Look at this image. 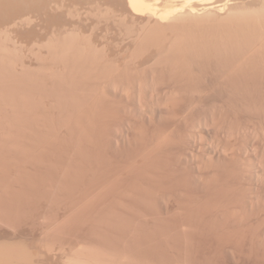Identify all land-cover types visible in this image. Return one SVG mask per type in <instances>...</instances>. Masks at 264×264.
Here are the masks:
<instances>
[{
  "label": "rangeland",
  "instance_id": "374dc122",
  "mask_svg": "<svg viewBox=\"0 0 264 264\" xmlns=\"http://www.w3.org/2000/svg\"><path fill=\"white\" fill-rule=\"evenodd\" d=\"M146 1L151 5L153 15H150V13L134 15L125 4V0H0V57L2 58L1 55L4 57L0 61V69L4 70L1 72L4 73V76L0 78V81L2 80L0 91L3 90L7 101H11L12 104L18 101L17 104L21 108L24 105L22 108L24 112L22 113L33 112L48 115L49 110L44 108L43 102L49 101L51 98L54 100L56 93L59 92L60 94V91L67 87L66 85L64 87L59 80L49 76V72L60 65L58 59L52 60L47 56L48 46L51 43H55L53 47H58V49L62 48L64 44L70 43L71 46L73 44V47H75H72L74 50L78 48L81 52L86 51L84 52L85 55H81L82 58L69 59V64L72 66H70L71 80L69 75L66 78L72 81L73 84H78L76 86L72 84L71 88L74 92L82 94L86 91H90L89 93L93 91L94 95L91 96H94L93 99L95 100L92 101H97L95 106L90 102V107L86 108V111L79 118H75L76 120L74 119L73 123H68L59 129L60 131H55L48 140L43 141L40 139L41 143L39 145L42 148L38 145L39 149L28 152L26 150L22 151L24 150V144H28V142L24 143V140L35 141L34 139L37 137L35 134H40V132L36 131L37 133H35L31 128L26 127L27 118L21 119L15 129V132L18 133L16 136L19 142L17 141V145L14 146L18 147V151L15 150V147L12 149L13 145L8 149L7 145L9 144H5L7 147L4 146L3 150H0L2 153H0V161L4 158L7 162L6 168L3 169L6 170L2 171L4 174L0 172V188H2L0 189L2 191L0 192V197H2L0 198V207L3 206L0 211L5 210L4 215L8 213L7 216L3 215L6 217L4 220L7 217L9 218L7 223L10 222L9 220H13L8 224L10 226L5 223L7 226L4 227V222L2 223L4 221L2 218L3 213L0 212V230L2 231V233L0 232V252L3 250V253H0V264H7V262L9 264L11 261V264H99V260L103 261L100 264H137L138 262V264H264V181L259 182L247 177L250 161L264 163V0ZM234 6L237 8H234ZM127 7L129 10H127ZM231 7L234 9H231ZM208 9L209 11H207ZM182 11L184 12L182 13ZM225 16H229L230 19H221ZM212 17H215V19ZM193 19L195 20L193 21ZM236 21L238 23L242 21L240 24L243 25L237 24ZM144 23L145 25L147 23V26ZM177 23L183 25L179 26ZM143 28L146 29L143 33L144 37L138 40L137 35ZM242 34L243 36H241ZM239 41H242V43ZM240 47L243 49H240ZM241 50L245 51L244 55L242 52L240 54ZM236 51L239 53H236ZM83 57L85 58L83 59ZM2 63L8 71L5 66L1 65ZM15 64H24L29 68V72L26 73L27 76L24 75L23 78V75H18L9 70ZM230 64L241 66L243 72L237 76L232 74L229 77L230 79H226L227 82L218 77L217 79L220 82L222 81L223 85L227 83L224 85L226 88H222L219 92L218 86H215L217 83V80H215L216 70L220 66ZM107 66L110 67L109 70L108 68L105 70L104 67ZM40 69H43L42 72L39 71ZM37 70L40 74L36 72ZM89 70H91V73ZM7 82L10 83L7 84ZM221 83L219 84L220 87ZM114 85L116 86L114 87ZM96 87L98 88L94 89ZM27 88L28 90H26ZM31 88H34V90ZM7 90L9 91L7 92ZM14 91L16 94H12L15 93ZM96 91L97 93H95ZM20 92H23L26 99L29 95L31 96L32 100L30 97L28 98L30 102L32 101L29 109L26 107V102L19 99L18 93ZM52 94L54 97H52ZM59 94L57 96H60ZM249 97L253 100L251 104L253 108L250 110L252 113L251 119L247 106ZM31 108H34V110ZM3 109L1 108L0 111L9 110ZM35 110L36 112H34ZM145 111L147 114L144 115ZM50 113L54 112L51 111ZM102 120L105 124L108 122L110 124L108 123V126H106ZM84 124H87L85 128ZM112 124L113 127L109 126ZM6 127L3 126L2 130ZM30 129L32 130L31 133H29ZM105 129L109 136H103L105 133L107 134ZM73 130H75V136L72 134ZM61 132L66 133L62 134ZM122 135H125L127 144H121L119 147L114 145L116 139L121 138ZM152 135L159 138V140L153 139ZM159 135L161 136L158 137ZM155 139L156 142H153ZM91 142L94 144L92 145ZM19 143L23 145V149L18 146ZM96 144L99 146L97 147ZM252 149L255 150V154ZM13 150L16 152H13ZM46 150L48 151L46 152ZM106 150L107 152H105ZM22 152H24L23 155ZM137 152L139 155L136 154ZM113 153L114 155H112ZM55 154H57V158ZM128 154H131V156ZM20 155L23 156V159ZM43 156L46 158H43ZM46 159L49 164L45 161ZM97 159L101 161H97ZM94 160H96V163ZM124 160H127V162L125 163ZM129 163L130 165L133 164L137 171H134L133 165L130 166ZM127 166L128 169H125ZM86 168L87 170H85ZM96 168L97 170L101 169L98 172ZM55 171L58 177H51ZM62 171L65 172L62 174ZM121 171L124 173H121ZM113 173L115 180L113 178L111 180ZM35 174H38V176ZM110 175L111 177H109ZM133 175L134 177H132ZM93 177H95V181ZM35 180L37 181L35 182ZM116 180L118 184L120 183V188L116 185L117 183L114 185ZM83 183H86V185ZM87 183L90 184L87 185ZM60 185L63 187H60ZM88 191H90L89 194ZM99 191L103 195L98 193ZM81 192L82 194H80ZM110 195H113L114 198ZM91 196L98 199L101 197V200L94 199ZM88 199L92 206H90V202L87 204L86 200ZM255 199L256 202L261 201L251 208ZM104 200L108 202L106 203ZM50 202H55V204ZM99 202L100 204L102 202V205ZM103 202L105 203L103 204ZM94 203L97 205L94 206ZM83 204L88 209L86 206L83 207ZM39 206L41 207L39 208ZM134 206L135 208H133ZM79 207H82L78 210L81 214L77 212ZM23 208L24 210H22ZM34 208L37 210L35 211ZM47 208L48 210H46ZM12 210L13 212H11ZM133 210L137 212H133ZM73 211L77 212L78 215L75 218L72 217V219ZM93 212H95V215ZM179 213L181 214L179 215ZM41 214L45 216L42 217ZM69 214L72 221L70 218L68 219ZM143 214L145 218H143ZM48 215H50V218ZM46 216L49 221H51L50 219L52 221L49 222L47 219L45 221ZM95 216L97 218H94ZM118 216L120 219L117 218ZM90 217L93 224L89 220ZM177 218L180 219L179 222ZM237 218L238 220H236ZM112 219L117 221L113 223ZM122 219L125 225L122 223ZM68 220H70V224ZM129 220L130 223L127 224ZM138 220L140 221L138 222ZM166 221L170 223H166ZM175 221L176 223H174ZM45 222L50 224L47 223L48 226H45ZM22 224L23 226H21ZM51 224L50 229L53 228L52 230L48 229ZM166 224L168 225L166 226ZM39 225L43 226L40 227ZM77 225L79 228H77ZM133 225L135 229L132 228ZM143 225L146 229L143 228ZM46 227L48 228L45 230ZM74 227L76 229L73 230ZM112 227L115 228V231ZM80 228L82 231H79ZM171 229L175 231L172 232ZM144 230L146 233H142ZM76 232L78 233L76 234ZM103 232L105 235H103ZM244 232L245 234H242ZM71 233L74 238H71L73 237L70 235ZM166 234L171 236L167 237ZM116 237L118 238L116 239ZM92 238L94 239L92 240ZM124 239L126 240L124 241ZM176 239H179V241ZM58 240L61 241L58 242ZM69 241L70 243H68ZM153 241L157 242L154 246L151 244ZM142 245L143 247H141ZM30 246L31 248H29ZM101 246L103 248H100ZM125 247L129 249H123ZM153 247L159 248L155 249ZM160 247L162 249L166 248L167 252ZM49 248L52 249V252ZM172 249L173 251H171ZM76 250H79L80 253H77ZM115 250L117 253H114ZM101 253H103L104 259ZM142 253L147 256L142 255ZM5 259L9 260L4 261Z\"/></svg>",
  "mask_w": 264,
  "mask_h": 264
},
{
  "label": "bare ground",
  "instance_id": "6f19581e",
  "mask_svg": "<svg viewBox=\"0 0 264 264\" xmlns=\"http://www.w3.org/2000/svg\"><path fill=\"white\" fill-rule=\"evenodd\" d=\"M26 1V0H25ZM182 1V0H181ZM183 1H185V0H183ZM187 1V0H186ZM189 1H191V0H189ZM194 1V0H193ZM201 1V0H200ZM203 1H205L206 2V0H203ZM212 1V0H211ZM125 4H127V6L129 7V9L132 11V13L134 14V15H145V14H147V13H150V15H153L154 13H152V7H151V5L146 1V0H125ZM188 2V1H187ZM204 3V2H203ZM208 3V2H207ZM206 3V4H207ZM192 5L194 4V3H191ZM197 4H200V3H197ZM187 5V4H186ZM205 5V4H204ZM128 7H127V10H129L128 9ZM183 7V6H182ZM191 7V6H190ZM242 7V6H241ZM207 8H209V7H207ZM234 8H237L236 6H234ZM234 8H232L231 7V9H234ZM189 9V8H188ZM187 9V10H188ZM211 9V8H210ZM172 10V9H171ZM174 10V9H173ZM186 10V9H185ZM190 10V9H189ZM196 10V9H195ZM244 10V9H243ZM200 11V10H199ZM207 11H209V9L207 10ZM237 11V10H236ZM170 12V11H169ZM184 11H182V13H183ZM190 12V11H189ZM193 12H198V11H193ZM235 12V11H234ZM181 13V14H182ZM205 13V12H204ZM211 13V12H210ZM199 14V13H198ZM201 14V13H200ZM202 14H203V12H202ZM216 15V14H215ZM216 17V16H215ZM215 17H212V18H214L215 19ZM153 18H155V17H153ZM178 18V17H177ZM180 18V17H179ZM190 18V17H189ZM195 18V17H194ZM227 18H229V16H225V17H223V18H221V19H227ZM234 18V17H233ZM171 19V18H170ZM191 20H192V18H190ZM220 19V18H219ZM230 19V18H229ZM195 19H193V21H194ZM201 20V19H200ZM217 20V19H216ZM237 20V19H236ZM183 21V20H182ZM199 21V20H198ZM227 21V20H226ZM229 21V20H228ZM235 21V20H234ZM176 22V21H175ZM184 22H186V21H184ZM237 22V24H240V22H242V21H240L239 23H238V21H236ZM176 24V23H175ZM187 24V23H186ZM242 24V23H241ZM240 24V25H241ZM144 25H145V23H144ZM169 25H171V24H169ZM168 25V26H169ZM177 25H183L182 23H180V24H178L177 23ZM243 25V24H242ZM241 25V26H242ZM145 26H147V23H146V25ZM168 26H166V27H168ZM239 26V25H238ZM144 27V26H143ZM171 27V26H170ZM173 27H174V25H173ZM146 29H142L139 33H138V35H137V39L138 40H140V39H142L143 37H144V35H143V33H144V31H145ZM245 33V32H244ZM243 33V34H244ZM243 34L241 35V36H243ZM245 35V34H244ZM245 37V36H244ZM165 38V37H164ZM166 39V38H165ZM168 41H169V38L167 39ZM166 40V41H167ZM238 40V39H237ZM240 40V39H239ZM242 40H244V39H242ZM66 42V41H65ZM165 42V41H164ZM235 42H237V41H235ZM239 42H241L242 43V41H239ZM58 43V42H57ZM56 43V44H57ZM151 43V42H150ZM153 43V42H152ZM169 43V42H168ZM243 43H244V41H243ZM53 44H55V43H51V44H49V46H48V51H47V53H48V57L49 58H52V60L54 59V60H56V59H58L59 61H60V65H58V67L56 68V69H53V71H50V70H48V71H50L49 72V76H51V77H53V78H55V79H57V80H59L60 82H61V84H63V86L65 87V85L67 86L66 88H67V90H66V88L65 89H61L62 91H60L61 93L59 94V92L58 93H56V97H55V99L53 100L52 98L51 99H49V101H46V102H43V105H45V107L44 108H47L50 112L52 111V112H54V113H50L49 111H48V115H46V113H39V114H37V113H28V114H25V113H22V112H24V110L22 109L23 107H24V105H22L23 107L21 108V106L20 105H18L17 103H18V101H17V103H11V101H10V99H9V101L10 102H8L7 101V99L5 98V96H4V92H3V90H1L0 91V109L1 108H4V109H9L8 111H5L6 112V115H5V112H1L0 111V150H3V147L5 146V147H7L8 146V149H10L9 147H11V145H13V147H12V149L15 147V150H17V148H16V146H14V145H17V141H18V138H17V136H16V134H18V133H16L15 132V129L17 128V124L18 123H20L21 121V119L22 120H24V119H26L27 118V125H26V127H28V128H31L32 130H33V132H35V133H37V132H40V134H35V136L37 135V137H35L36 139H34L35 141H33V140H30V141H26V139L24 140V143H27L28 142V144L26 145V144H24L25 146H24V150H22V151H31V150H36V149H39V147H38V145H39V143H41V141H39L40 139L41 140H43V141H46V140H48V138H51L52 137V135H53V133L55 132V131H57V130H59V129H61V128H63L64 126H66L68 123H71L75 118H79V116L82 114V113H84L85 111H86V108H88V107H90L89 106V103L90 102H92L93 104H94V106H95V104H96V102L94 103L92 100H95V99H93L94 98V96L92 97L91 95L93 94L92 92L91 93H89V92H87L86 90V92H83L82 94L80 93V94H78V93H76V92H74L73 90H72V81H69L67 78H66V76H68L69 75V79L71 80V77H70V70H71V68H70V64H69V59L70 58H74V57H81V55H85L86 53H84V52H86V51H83V52H81V51H79L78 50V48H77V50H74L73 48H75V47H73V44H72V46L70 45V43L68 44V43H66V44H64V46H62V48H60V49H58V47L57 48H54L53 47ZM238 44V43H237ZM75 45V44H74ZM167 45H169V44H167ZM242 45V44H241ZM60 46V45H59ZM239 46H240V43H239ZM73 47V48H72ZM79 47V46H78ZM175 47V46H174ZM173 47V48H174ZM179 48V47H178ZM242 47H240V49H241ZM245 48V47H244ZM83 49V48H82ZM170 49H172V48H170ZM243 49V48H242ZM84 50V49H83ZM86 50V49H85ZM239 50V49H238ZM243 53V55L245 54V51H240V54H242ZM88 53V52H87ZM236 53H239L238 51H236ZM90 54V53H89ZM2 56V58H4L3 57V55H1ZM92 56V55H91ZM48 57H47V59H48ZM94 57H96V56H94ZM1 57H0V61H1V59H2ZM82 58V57H81ZM85 57H83V59H84ZM88 59V58H87ZM95 59V58H94ZM49 60H51V59H49ZM57 60V61H58ZM74 60V59H73ZM75 60H77V59H75ZM71 61H72V59H71ZM88 61V60H87ZM3 62V61H2ZM91 62V61H90ZM14 63V62H13ZM93 63H94V60H93ZM96 63H98V62H96ZM3 64L4 63H2L1 65L3 66ZM71 64H72V62H71ZM78 64V63H77ZM84 64V63H83ZM83 64H81V65H83ZM86 64V63H85ZM11 65H13V64H11ZM11 65H9V66H11ZM89 65V64H88ZM87 65V66H88ZM5 66V65H4ZM3 66V67H4ZM77 66V65H76ZM89 66H91V65H89ZM94 66V65H93ZM92 66V67H93ZM98 66V65H97ZM1 67V66H0ZM6 67V66H5ZM72 67V66H71ZM84 67V66H83ZM10 68V67H9ZM44 68H45V66H44ZM85 68V67H84ZM88 68V67H87ZM99 68V67H98ZM105 68V70H106V68H108V66L107 67H104ZM110 68V67H109ZM109 68H108V70H109ZM4 69V68H3ZM6 69H7V67H6ZM29 68H27L24 64H19V65H14V66H12L9 70H12L13 71V73L15 72L16 74H18V75H23L22 77L24 78V75H26L27 76V74L26 73H28L29 72V70H28ZM74 69V68H73ZM81 69V68H80ZM97 69V68H96ZM103 69V68H102ZM42 70L43 69H40L39 71H41L42 72ZM75 70H76V68H75ZM112 70V69H111ZM4 71V70H3ZM1 69H0V78H2L4 75V73H1V72H3ZM7 71H8V69H7ZM28 71V72H27ZM90 71V73H91V70H89ZM97 71V70H96ZM36 72H38V70L36 71ZM35 72V73H36ZM74 73H75V71H73ZM78 72V71H77ZM88 72V71H87ZM243 72V68L241 67V66H237V64L235 65V64H230V65H224V66H220L217 70H216V73H215V75H216V78H215V80H217V83H219L220 81L217 79L218 77L222 80V81H226V79H228L232 74H234L235 76H237L238 74H241ZM5 73H6V71H5ZM9 73H10V71H9ZM12 73V74H13ZM39 73V72H38ZM73 73V74H74ZM82 73H84V71H82ZM8 74V73H7ZM40 74V73H39ZM48 74V73H47ZM46 74V75H47ZM87 74H89V73H87ZM11 75V74H10ZM92 75V74H91ZM103 75V74H102ZM12 76V75H11ZM34 76V75H33ZM79 76V75H78ZM93 76V75H92ZM7 77V76H6ZM14 77V76H13ZM29 77V76H28ZM45 77H48V76H45ZM50 77V78H51ZM88 77V76H87ZM20 78V77H19ZM37 78V77H36ZM40 78V77H39ZM73 78V77H72ZM90 78V77H89ZM93 78V77H92ZM28 79V78H27ZM74 79V78H73ZM84 79V78H83ZM230 79V78H229ZM5 80V79H4ZM4 80H3V82H4ZM32 80H34V79H32ZM45 80V79H44ZM52 80V79H51ZM76 80V79H75ZM81 80V79H80ZM87 80V79H86ZM2 81V80H1ZM1 81H0V83H1ZM7 81V80H6ZM20 81H21V79H20ZM46 81H47V78H46ZM88 81V80H87ZM92 81V80H91ZM97 81V80H96ZM219 81V82H218ZM221 81V82H222ZM13 82H14V80H13ZM27 82V81H26ZM53 82V81H52ZM83 82V81H82ZM81 82V83H82ZM220 82V83H221ZM227 82V81H226ZM8 83H10V82H7V84ZM15 83V82H14ZM16 83H17V81H16ZM214 83H216V82H214ZM215 84V86H218V91L219 92H221V90H222V88L223 89H225L226 87L224 86V85H226L225 83H224V85H223V82L221 83V87H220V83L219 84ZM2 84V83H1ZM4 85H5V83H3ZM6 84V85H7ZM37 84V83H36ZM43 84V83H42ZM52 84V83H51ZM53 84H54V82H53ZM77 84V83H76ZM76 84H73V85H75L76 86ZM87 84V83H86ZM212 84H213V82H212ZM13 85V84H12ZM21 85V84H20ZM54 85H56V84H54ZM78 85V84H77ZM90 85V84H89ZM93 85H94V82H93ZM224 87H223V86ZM9 86H11V85H9ZM40 86V85H39ZM48 86V85H47ZM62 86V85H61ZM86 87H87V85H85ZM116 85H114V87H115ZM117 86H118V84H117ZM12 88H13V86H11ZM83 87V86H82ZM92 87V86H91ZM7 88V87H6ZM10 88V87H9ZM20 88H22V87H20ZM19 88V89H20ZM36 88V87H35ZM52 88H53V85H52ZM98 87H96V88H94V89H97ZM0 89H2L1 87H0ZM8 89V88H7ZM15 89V88H14ZM16 89H17V86H16ZM29 89H30V86H29ZM32 89V88H31ZM37 89V88H36ZM77 89H78V87H77ZM119 89H121V88H119ZM206 89H208V88H206ZM12 90V89H11ZM23 90V89H22ZM26 90H28V88L26 89ZM32 90H34V88L32 89ZM38 90V89H37ZM45 90V89H44ZM46 90H48V89H46ZM60 90V89H59ZM80 90H81V88H80ZM84 90V89H83ZM210 90V89H209ZM208 90V91H209ZM213 90V89H212ZM9 90H7V92H8ZM21 91V90H20ZM25 91V90H24ZM29 91H31V90H29ZM53 91V90H52ZM58 91V90H57ZM207 91V92H208ZM11 92H13V91H11ZM15 92V91H14ZM47 92V91H46ZM49 92V91H48ZM198 92V91H197ZM200 92V91H199ZM203 92V91H202ZM6 93V92H5ZM25 93H26V91H25ZM29 93H31V92H29ZM54 93V94H55ZM95 93H97V91L95 92ZM99 93V92H98ZM203 93H206L205 91L203 92ZM202 93V94H203ZM12 94H16V92L15 93H12ZM32 94V93H31ZM34 94V93H33ZM48 94V93H47ZM46 94V95H47ZM57 94H59L60 96H57ZM28 95V94H27ZM41 95V94H40ZM45 95V96H46ZM53 95V94H52ZM94 95V94H93ZM201 95V94H200ZM15 96V95H14ZM89 96H91V97H89ZM98 96V95H97ZM202 96V95H201ZM18 97H19V99H21V101L22 100H24L25 102H26V107H28V109L31 107V104H32V101L30 102L29 101V97L31 98V96L29 95V97L26 99V96L23 94V92L21 93H18ZM35 97V96H34ZM49 97H51V96H49ZM52 97H54V95L52 96ZM200 97V96H199ZM15 98H17V97H15ZM37 98V97H36ZM47 98V97H46ZM98 98V97H97ZM35 99V98H34ZM31 100H32V98H31ZM36 100V99H35ZM97 100V99H96ZM34 101V100H33ZM37 101V100H36ZM40 101V100H39ZM13 102V101H12ZM23 102V101H22ZM100 102V101H99ZM252 102H253V100H252V98L251 97H249V99H248V102H247V106H248V110L250 111L251 110V108H253V107H251L252 105ZM45 103V104H44ZM37 104V103H36ZM91 104V103H90ZM35 107V106H34ZM36 108V107H35ZM3 109V110H4ZM31 109H33L34 110V108H31ZM38 109V108H37ZM36 109V110H37ZM101 109V108H100ZM105 109V108H104ZM104 109H102V110H104ZM33 110H31V111H33ZM36 110L34 111V112H36ZM42 110V109H41ZM88 110V109H87ZM107 110V109H106ZM30 111V110H29ZM40 111V110H39ZM43 111H44V109H43ZM42 111V112H43ZM94 111H95V109H94ZM93 111V112H94ZM248 111V112H249ZM92 112V111H91ZM92 112V113H93ZM99 112V111H98ZM104 112V111H103ZM107 112V111H106ZM110 112V111H109ZM2 113H4V114H2ZM92 113H91V115H92ZM25 114V115H24ZM103 114V113H102ZM102 114H101V116H102ZM112 114H113V112H112ZM145 114H147V112L145 111L144 112V115ZM249 114H250V119H251V116H252V113H251V111L249 112ZM104 116H105V112H104V114H103ZM108 115V114H107ZM114 115V114H113ZM112 115V116H113ZM117 115V114H116ZM116 115H115V118H116ZM119 115V114H118ZM98 116V115H97ZM100 116V115H99ZM108 117V116H107ZM111 117V116H110ZM88 118V117H87ZM92 118V117H91ZM100 118V117H99ZM106 118V117H105ZM113 118V117H112ZM111 118V119H112ZM149 118V117H148ZM89 119V118H88ZM95 119V118H94ZM107 119V118H106ZM109 119V118H108ZM76 120V119H75ZM82 120V119H81ZM96 120V119H95ZM94 120V121H95ZM109 121V120H108ZM74 122H76V121H74ZM78 122V121H77ZM87 122V121H86ZM90 122H92V121H90ZM99 122V121H98ZM101 122V121H100ZM102 122L104 123V125H106V126H108V123L110 124V122H108L107 124H105V122L102 120ZM112 122H113V120H112ZM73 123V122H72ZM97 123V122H96ZM22 124V123H21ZM82 124V123H81ZM99 124V123H98ZM19 125V124H18ZM25 125V124H24ZM85 125H87V124H84V128H85ZM91 125V124H90ZM100 125V124H99ZM98 125V126H99ZM103 125V124H102ZM3 126H7L6 128H4L3 130H2V128H3ZM109 126H114L113 124L112 125H109ZM25 127V126H24ZM102 127V126H101ZM105 127V126H104ZM19 128H21V127H19ZM98 128V127H97ZM99 128H100V126H99ZM106 128H108V127H106ZM5 129H8V130H5ZM30 129V132L29 133H31L32 132V130ZM82 129V128H81ZM80 129V130H81ZM110 129V128H109ZM99 130V129H98ZM103 130V129H102ZM106 130V129H105ZM112 130V129H111ZM37 131V132H36ZM60 131V130H59ZM77 131V130H76ZM93 131H94V129H93ZM96 131V130H95ZM104 131V130H103ZM117 131V130H116ZM84 132V131H83ZM86 132V131H85ZM97 132V131H96ZM99 132H102V131H99ZM106 132H107V130H106ZM62 134L63 133H66V132H61ZM78 133V132H77ZM88 133V132H87ZM112 133V132H111ZM15 134V135H14ZM58 134V133H57ZM62 134H59V135H62ZM72 134L74 135L75 134V130H73L72 131ZM104 134V133H103ZM102 134V135H103ZM118 134H119V132H118ZM123 134V133H122ZM41 135V136H40ZM67 135V134H66ZM70 135H71V133H70ZM76 135V134H75ZM74 135V136H75ZM81 135V134H80ZM108 135V132H107V134L105 133L103 136H107ZM111 135V134H110ZM156 135V134H155ZM41 138H40V137ZM63 136V135H62ZM85 136V135H84ZM109 136V135H108ZM112 136H113V133H112ZM125 136V135H124ZM123 135H122V137L121 138H119V139H116V141L114 142L115 144L114 145H117L118 147H119V145H121V144H124V143H126L125 141H126V137H124ZM161 135H159L158 137H160ZM19 137V136H18ZM33 137H34V135H33ZM79 137H81V136H79ZM95 137V136H94ZM153 139L154 138H156V139H158L159 140V138H157V137H153V135L151 136ZM150 137V139H152ZM22 138V137H21ZM37 138H38V140H37ZM53 138H54V136H53ZM52 138V139H53ZM98 138V137H97ZM103 138V137H102ZM115 138V137H114ZM52 139H51V141H52ZM149 139V138H148ZM156 139H155V141H153V142H156ZM161 139V138H160ZM20 140V139H19ZM23 140V139H22ZM38 142H37V141ZM88 140V139H87ZM157 140V141H158ZM12 141H14V142H12ZM15 141H16V143H15ZM55 141V140H54ZM58 141V140H57ZM78 142H79V140H77ZM103 141H104V139H103ZM105 141H107V140H105ZM109 141V140H108ZM19 142V141H18ZM53 142V141H52ZM13 143V144H12ZM112 143V142H111ZM130 143V142H129ZM5 144H9V145H5ZM77 144V143H76ZM91 144H92V142H91ZM94 144V143H93ZM92 144V145H93ZM106 144V143H105ZM105 144H103V145H105ZM127 144V143H126ZM146 144H148V143H146ZM42 145V144H41ZM46 145V144H45ZM44 145V146H45ZM54 145V144H53ZM79 145H81V144H79ZM97 145V144H96ZM18 146H20V147H22L23 145H20V143H19V145ZM40 146V145H39ZM43 146V145H42ZM49 146H50V144H49ZM55 146V145H54ZM61 146V145H60ZM99 145H97V147H98ZM101 146V145H100ZM108 146V145H107ZM124 146V145H123ZM122 146V147H123ZM143 146H144V144H143ZM41 147V146H40ZM126 147H127V145H126ZM2 148V149H1ZM42 148V147H41ZM45 148V147H44ZM91 148V147H90ZM137 148V147H136ZM136 148H135V150H136ZM6 149V148H5ZM22 149H23V147H22ZM65 149V148H64ZM98 149V148H97ZM117 149V148H116ZM120 149H122V148H120ZM58 150H60V149H58ZM94 150V149H93ZM111 150V149H110ZM114 150V149H113ZM139 150H140V152H141V149L139 148ZM18 151V150H17ZM38 151V150H37ZM48 150H46V152H47ZM56 151V150H55ZM81 151V150H80ZM112 151V150H111ZM137 151V150H136ZM11 152H12V150H11ZM13 152H16V151H14L13 150ZM65 152V151H64ZM103 152V151H102ZM105 152H107V150L105 151ZM252 152H254V154H255V150L254 149H252ZM0 153H1V151H0ZM6 153V152H5ZM19 153V152H18ZM23 153L24 152H22L21 154L23 155ZM37 153V152H36ZM75 153V152H74ZM104 153V152H103ZM2 154V153H1ZM14 154V153H13ZM42 154H44V153H42ZM48 154V153H47ZM47 154H45V155H47ZM90 154H91V152H90ZM119 154V153H118ZM136 154H138L139 155V153L137 152ZM18 155V154H17ZM25 155V154H24ZM50 155V154H49ZM56 155V158H57V154H55ZM62 155V154H61ZM66 155V154H65ZM76 155H78V154H76ZM95 155H96V153H95ZM112 155H114V153L112 154ZM123 155H125V154H123ZM128 155H130L131 156V154H128ZM141 155V154H140ZM8 156H10V155H8ZM21 156V155H20ZM83 156H84V154H83ZM22 157V158H21ZM20 158L21 159H23V156H21ZM24 157H26V156H24ZM45 156H43V158H44ZM62 157V156H61ZM90 157H91V155H90ZM95 157V156H94ZM106 157V156H105ZM111 157V156H110ZM125 157V156H124ZM20 158H19V160H20ZM46 158V157H45ZM49 158V157H48ZM67 158V157H66ZM77 158V157H76ZM79 158V157H78ZM97 158H98V156H97ZM102 158H103V155H102ZM113 158L115 159V157L113 156ZM117 158H118V156H117ZM128 158V157H127ZM129 158H131V157H129ZM134 158V157H133ZM86 159V158H85ZM89 159H91V158H89ZM88 159V160H89ZM101 159V158H100ZM99 159V160H100ZM110 159V158H109ZM109 159H108V161H109ZM119 159V158H118ZM123 159V158H122ZM4 162H3V161ZM1 161H0V172H4L5 170H3L4 168H6V161L4 160V158L2 159ZM50 160V159H49ZM59 160V159H58ZM98 159H97V161H99ZM113 160V159H112ZM115 160H117V159H115ZM130 160V159H129ZM134 160H135V158H134ZM38 161V160H37ZM45 161H47L48 162V160L46 159ZM77 161V160H76ZM80 161V160H79ZM86 161V160H85ZM95 161V163H96V160H94ZM101 161V160H100ZM125 161V160H124ZM41 162H42V160H41ZM40 162V163H41ZM81 162H83V161H81ZM88 162V161H87ZM113 162H115V161H113ZM127 162V160L125 161V163ZM90 163V162H89ZM88 163V164H89ZM100 163H102V162H100ZM116 163V162H115ZM114 163V164H115ZM118 164H119V162H117ZM135 163V162H134ZM47 164H49V162L47 163ZM46 164V165H47ZM57 164V163H56ZM77 164V163H76ZM86 164V163H85ZM91 164V163H90ZM99 164V163H98ZM109 164V163H108ZM112 165H113V163H111ZM8 165V164H7ZM36 165V164H35ZM74 165H75V163H74ZM92 165V164H91ZM90 165V166H91ZM96 165V164H95ZM95 165H94V167H95ZM102 165V164H101ZM101 165H99V166H101ZM105 165V164H104ZM103 165V166H104ZM110 165V164H109ZM108 165V166H109ZM120 165V164H119ZM119 165H118V167H119ZM129 165H130V163H129ZM128 165V166H129ZM133 164H131L130 166H132ZM11 166V165H10ZM66 166H67V163H66ZM115 166H116V164H115ZM128 166L127 167H125V169H128ZM48 167V166H47ZM46 167V168H47ZM57 167V166H56ZM77 167V166H76ZM85 167V166H84ZM88 167H89V165H88ZM87 167V168H88ZM97 167H98V165H97ZM114 167V166H113ZM118 167H114V168H118ZM124 167V166H123ZM132 167H134V165L132 166ZM137 167V166H136ZM58 168V167H57ZM87 168L85 169V170H87ZM36 169V168H35ZM49 169V168H48ZM59 169V168H58ZM65 169V168H64ZM67 169V168H66ZM81 169H83V168H81ZM92 169V168H91ZM101 169V168H100ZM100 169H98L97 170V168H96V170L99 172V170ZM105 169V168H104ZM111 169H113V168H111ZM130 169H132V168H130ZM136 168L134 167V171H137V170H135ZM14 170V169H13ZM38 170H40V169H38ZM71 170V169H70ZM70 170H68V171H70ZM94 170V169H93ZM115 170V169H114ZM113 170V172H115ZM122 170V169H121ZM8 171V170H7ZM10 171V170H9ZM41 171V170H40ZM58 171V170H57ZM89 171V170H88ZM96 171V172H97ZM102 171V170H101ZM100 171V172H101ZM117 171V170H116ZM125 171V170H124ZM130 171V170H129ZM2 172V174H4ZM34 172V171H33ZM32 172V173H33ZM56 172V171H55ZM55 172L53 173V175L51 176V177H58V175H57V172H56V174H55ZM59 172V171H58ZM63 172H65V171H62V174H63ZM93 172V171H92ZM103 172H104V170H103ZM107 172V171H106ZM118 172V171H117ZM75 173V172H74ZM91 173V172H90ZM94 173V172H93ZM108 173V172H107ZM119 173H120V171H119ZM121 173H124L123 171H121ZM127 173H130V172H127ZM131 173H132V171H131ZM77 174V173H76ZM79 174V173H78ZM77 174V175H78ZM82 174H83V172H82ZM86 174V173H85ZM84 174V176H86ZM102 174V173H101ZM116 174V173H115ZM36 175V174H35ZM51 175V174H50ZM60 175H61V173H60ZM64 175H65V173H64ZM81 175V174H80ZM91 175H93V174H91ZM95 175H98V174H95ZM100 175V174H99ZM103 175V174H102ZM106 175V174H105ZM113 175H114V173L112 174V177H111V175L109 176V177H111V180H113L114 178H113ZM120 175V174H119ZM5 176V175H4ZM36 176H38V174L36 175ZM90 176V175H89ZM117 176V175H116ZM0 177H1V174H0ZM2 177H3V175H2ZM61 177V176H60ZM67 177V176H66ZM76 177V176H75ZM81 177H83L82 175H81ZM96 177H99V176H96ZM105 177H107V176H105ZM114 177H115V175H114ZM119 177V176H118ZM132 177H134V175L132 176ZM247 177H249V179H251V180H256V181H259V182H262V181H264V163H257L256 161H253V162H249V164H248V169H247ZM24 178V177H23ZM32 178V177H31ZM84 178V177H83ZM92 178V177H91ZM94 178V181L96 180L95 179V177H93ZM113 178V179H112ZM4 179V178H3ZM11 179V178H10ZM22 179V178H21ZM60 179H62V178H60ZM86 180H87V178H85ZM99 179V178H98ZM105 179V178H104ZM104 179H102V180H104ZM89 180H91V179H89ZM106 180V179H105ZM110 180V181H111ZM115 180V179H114ZM37 180H35V182H36ZM59 181V180H58ZM93 181V182H94ZM16 182H17V179H16ZM42 182V181H41ZM49 182V181H48ZM53 182H54V180H53ZM62 182V181H61ZM82 182H83V180H82ZM107 182V181H106ZM112 182V181H111ZM14 183V182H13ZM25 183V182H24ZM50 183V182H49ZM95 183V182H94ZM93 183V184H94ZM99 183V182H98ZM114 183V182H113ZM117 183V184H116ZM3 184V183H2ZM51 184V183H50ZM83 184H85L86 185V183H83ZM82 184V185H83ZM90 184V183H89ZM88 183H87V185H89ZM105 184V183H104ZM118 185L119 186V188H120V183L118 184V182H117V180H116V182L114 183V185ZM19 185V184H18ZM92 185V184H91ZM108 185V184H107ZM2 186V185H1ZM51 186V185H50ZM59 186V185H58ZM101 186H103V185H101ZM5 187V186H4ZM3 187V188H4ZM14 187V186H13ZM25 187V186H24ZM36 187V186H35ZM38 187H39V185H38ZM52 187V186H51ZM55 187V186H54ZM57 187V186H56ZM60 187H63V186H61L60 185ZM82 187H84V186H82ZM89 187V186H88ZM93 187H95V186H93ZM113 187V186H112ZM123 187V186H122ZM8 188V187H7ZM22 188V187H21ZM26 188V187H25ZM58 188V187H57ZM86 188V187H85ZM96 188V187H95ZM110 188H111V186H110ZM117 188V186L115 187V189ZM0 189H2V188H0ZM17 189V188H16ZM30 189V188H29ZM39 189V188H38ZM49 189V188H48ZM96 189H98V188H96ZM101 189V188H100ZM111 189H113V188H111ZM122 189H124V188H122ZM24 190V189H23ZM27 190V189H26ZM41 190V189H40ZM44 190V189H43ZM50 190H51V188H50ZM59 190V189H58ZM103 190V189H102ZM118 191H119V189H117ZM21 191V190H20ZM83 191H85V190H83ZM109 191V190H108ZM0 192H2V191H0ZM3 192H5L4 190H3ZM40 192V191H39ZM51 192H53V191H51ZM58 192V191H57ZM56 192V193H57ZM89 192L90 191H88V194H89ZM103 192V191H102ZM107 192V191H106ZM15 193H16V191H15ZM23 193L25 194V192L23 191ZM97 193V192H96ZM98 193H101L100 191L98 192ZM22 194V193H21ZM30 194V193H29ZM28 194V195H29ZM45 194V193H44ZM54 194V193H53ZM80 194H82V192L80 193ZM102 195H103V193H101ZM126 194V193H125ZM43 195V194H42ZM55 195V194H54ZM58 195V194H57ZM84 195H85V192H84ZM95 195V194H94ZM99 195V194H98ZM101 195V196H102ZM258 195H261V194H258ZM48 196V195H47ZM96 196H97V194H96ZM111 197L113 196V195H110ZM109 196V197H110ZM141 196V195H140ZM15 197H16V195H15ZM23 197V196H22ZM37 197V196H36ZM41 197V196H40ZM43 197H44V195H43ZM49 197V196H48ZM47 197V198H48ZM91 197H93V196H91ZM90 197V198H91ZM104 197V196H103ZM144 197V196H143ZM0 198H2V197H0ZM4 198V197H3ZM33 198V197H32ZM59 198V197H58ZM63 198V197H62ZM89 198V199H90ZM94 199L96 198V199H98L97 197H93ZM101 198V197H100ZM99 198V199H100ZM113 198H114V196H113ZM121 198V197H120ZM136 198V197H135ZM258 198H260V197H258ZM5 199H6V197H5ZM22 199V198H21ZM38 199H39V197H38ZM46 199V198H45ZM88 199V200H89ZM98 199V200H99ZM103 199V198H102ZM105 199V198H104ZM144 199V198H143ZM23 200V199H22ZM25 200V199H24ZM33 200V199H32ZM85 200V199H84ZM88 200H86L87 201V204H88V202H90V200H92V199H90L89 201ZM98 200H96V201H98ZM101 200V199H100ZM105 200H107V199H105ZM104 200V201H105ZM146 200V199H145ZM3 201H4V199H3ZM8 201V200H7ZM40 201V200H39ZM38 201V202H39ZM43 201V200H42ZM50 201V200H49ZM57 201H59V200H57ZM119 201V200H118ZM128 201V200H127ZM135 201H137V200H135ZM149 201V200H148ZM261 200H259V201H257L256 202V199H255V202L251 205V208H253V207H255V205L257 204V203H259ZM2 202V201H1ZM43 202H45V201H43ZM60 202V201H59ZM80 202V201H79ZM85 202V201H84ZM92 202H94V201H92ZM106 202V201H105ZM105 202H103V204L105 203ZM108 202V201H107ZM106 202V203H107ZM132 202V201H131ZM151 202V201H150ZM4 203V202H3ZM12 203H13V201H12ZM11 203V204H12ZM21 203H23V202H21ZM20 203V204H21ZM31 203V202H30ZM34 203V202H33ZM51 203V202H50ZM97 203V202H96ZM96 203H94L93 205L95 206V204ZM121 203V202H120ZM119 203V204H120ZM143 203V202H142ZM16 204V203H15ZM19 204V205H20ZM26 204V203H25ZM29 204V203H28ZM36 204V203H35ZM38 204V203H37ZM42 204V203H41ZM41 204H39V205H41ZM51 204H55V202H53V203H51ZM99 204H100V202H99ZM124 204V203H123ZM122 204V205H123ZM126 204V203H125ZM134 204V203H133ZM135 204H137V203H135ZM2 205V204H1ZM23 205V204H22ZM33 205V204H32ZM97 205V204H96ZM100 205H102V202H101V204ZM100 205H99V207H100ZM111 205V204H110ZM109 205V206H110ZM149 205V204H148ZM26 206V205H25ZM42 206V205H41ZM41 206H39V208L41 207ZM57 206V205H56ZM84 206H86V205H84L83 204V207ZM90 206H92L91 205V202H90ZM108 206V205H107ZM130 206V205H129ZM145 206V205H144ZM165 206V205H164ZM1 207H3V206H1ZM0 207V210L2 209ZM43 208H44V206H42ZM46 207H47V205H46ZM57 207H60V206H57ZM63 207V206H62ZM105 207H106V204H105ZM131 207V206H130ZM141 207H142V205H141ZM167 207V206H166ZM166 207H165V209H166ZM5 208V207H4ZM9 208H10V206H9ZM8 208V209H9ZM11 208H12V206H11ZM43 208H41V209H43ZM55 208V207H54ZM76 208V207H75ZM74 208V209H75ZM86 208L88 209V207L86 206ZM94 208V207H93ZM95 208H97V207H95ZM94 208V209H95ZM132 208V207H131ZM133 208H135V206L133 207ZM162 208V207H161ZM7 209V210H8ZM13 209V208H12ZM17 209V208H16ZM18 209H20V208H18ZM29 209V208H28ZM35 209V208H34ZM33 209V210H34ZM53 209V208H52ZM59 209V208H58ZM73 209V210H74ZM80 209H82V207L80 208L79 207V209H77V212H78V210H80ZM84 209V208H83ZM86 209V210H87ZM98 209V208H97ZM104 209V208H103ZM102 209V210H103ZM106 209V208H105ZM139 209V208H138ZM143 209V208H142ZM170 209V208H169ZM22 210H24V208L22 209ZM31 210V209H30ZM29 210V211H30ZM37 209H35V211H36ZM40 210V209H39ZM44 210V209H43ZM46 210H48V208L46 209ZM60 210V209H59ZM71 211H72V209H70ZM85 210V209H84ZM107 210V209H106ZM118 210V209H117ZM130 211H132L131 209H129ZM143 210H145V209H143ZM147 210V209H146ZM153 210V209H152ZM156 210V209H155ZM5 210H3V211H0V212H4ZM26 211V210H25ZM32 211V210H31ZM35 211H33V212H35ZM54 211V210H53ZM139 211V210H138ZM168 211V210H167ZM166 211V212H167ZM6 212V211H5ZM11 212H13V210L11 211ZM10 212V213H11ZM22 212V211H21ZM39 212V211H38ZM38 212H37V214H38ZM40 212H42V211H40ZM74 213H77V212H75V211H73ZM86 212V211H85ZM102 212V211H101ZM123 212V211H122ZM122 212H120V213H122ZM129 212V211H128ZM127 212V213H128ZM133 212H137V211H134L133 210ZM169 212V211H168ZM173 212V211H172ZM16 213V212H15ZM18 213H20V212H18ZM24 213V212H23ZM28 213V212H27ZM32 213V212H31ZM57 213H58V211H57ZM74 213H72V215L74 214ZM78 213H80V212H78ZM78 213L76 214V215H74V216H72L71 215V218L73 217V218H75V216H77L78 215ZM89 213H90V211H89ZM95 212H93V214H94ZM119 213V212H118ZM143 213H145V212H143ZM160 213V212H159ZM182 213V212H181ZM181 213H179V215L181 214ZM236 213V212H235ZM5 213H3L2 214V218H3V220H4V218H6V217H4V216H7L8 215V213H7V215H4ZM14 214V213H13ZM26 214V213H25ZM34 214H36V213H34ZM70 214H71V212H70ZM70 214H69V217H68V219L70 218ZM81 214V213H80ZM79 214V215H80ZM88 214V213H87ZM92 214V215H93ZM124 214H126V212H124ZM168 214V213H167ZM4 215V216H3ZM11 215V214H10ZM28 215V214H27ZM26 215V216H27ZM52 215V214H51ZM55 215V214H54ZM59 215V214H58ZM82 215H84V214H82ZM81 215V216H82ZM90 215V214H89ZM88 215V216H89ZM95 215V214H94ZM115 215H117V214H115ZM135 215V214H134ZM144 215V214H143ZM162 215H163V213H162ZM233 215H234V213H233ZM32 216V215H31ZM39 216V215H38ZM41 216H42V214H41ZM40 216V217H41ZM43 216H45V215H43ZM42 216V217H43ZM124 216V215H123ZM129 216V215H128ZM149 216V215H148ZM154 216V215H153ZM152 216V217H153ZM158 216V215H157ZM178 216V215H177ZM239 216V215H238ZM28 217V216H27ZM48 217L50 218V215H48ZM52 217V216H51ZM121 217V216H120ZM132 217V216H131ZM162 217V216H161ZM169 217V216H168ZM174 217V216H173ZM176 217V216H175ZM179 217H181V216H179ZM183 217V216H182ZM181 217V218H182ZM186 217V216H185ZM242 217V216H241ZM240 217V218H241ZM31 218V217H30ZM33 218V217H32ZM34 218H35V216H34ZM37 218V217H36ZM71 218H70V220H71ZM72 218V219H73ZM88 218V217H87ZM94 218H97L96 216L94 217ZM117 218H119V216L117 217ZM116 217H115V219H117ZM135 218V217H134ZM143 218H145V215H144V217ZM150 218V217H149ZM158 218V217H157ZM156 218V219H157ZM170 218V217H169ZM188 218V217H187ZM8 217H7V219H5L4 221H2V223L4 224V227H6L8 224H10L12 221L11 220H9L10 222L9 223H7V221H8ZM10 219H12V217H10ZM19 219V218H18ZM20 219H22V218H20ZM40 219V218H39ZM38 219V220H39ZM43 219V218H42ZM41 219V220H42ZM46 219H47V216H46V218L44 219L45 221H46ZM80 219V218H79ZM113 220V223H115V221H117V220ZM120 219V218H119ZM133 219V218H132ZM159 219V218H158ZM163 219H165V218H163ZM242 219H244V218H242ZM1 220V219H0ZM28 220H31V219H28ZM37 220V219H36ZM48 220V219H47ZM51 221H52V219H50ZM70 220H68V222L70 221ZM75 220V219H74ZM78 220V219H77ZM85 220V219H84ZM83 220V221H84ZM87 220V219H86ZM89 220H91L90 222L92 223V219H91V217H90V219ZM112 220H110V221H112ZM123 220V219H122ZM144 220H146V219H144ZM166 220V219H165ZM174 220V219H173ZM176 220V219H175ZM177 220H178V222H179V220L180 219H178L177 218ZM183 220H184V218H183ZM236 220H238V218L236 219ZM20 221V220H19ZM23 221V220H22ZM26 221V220H25ZM40 221V220H39ZM49 221V220H48ZM51 221H49V222H51ZM72 221V220H71ZM76 221V220H75ZM75 221H73V222H75ZM79 221H81V220H79ZM121 221V220H120ZM120 221H119V223H120ZM140 220H138V222H139ZM153 221V220H152ZM151 221V222H152ZM159 221V220H158ZM161 221H163L164 222V220H162L161 219ZM187 221V220H186ZM240 221H242V220H240ZM49 222H47V223H49ZM85 222V221H84ZM83 222V223H84ZM137 222V223H138ZM143 222V221H142ZM141 222V223H142ZM7 225H6V224ZM37 223V222H36ZM46 223V222H45ZM44 223V225L46 226L47 225V223L45 224ZM77 223V222H76ZM89 223V222H88ZM90 223V224H91ZM112 223V222H111ZM118 223V222H117ZM124 225H125V223H124V220H123V222H122ZM122 223H120L121 225H123ZM130 223V220H129V222L127 223V224H129ZM132 223V222H131ZM145 223H147V222H145ZM166 223H170V222H168V221H166ZM171 223H173L172 221H171ZM174 223H176V221L174 222ZM243 223V222H242ZM241 223V224H242ZM25 224V223H24ZM38 224H39V222H38ZM43 224V223H42ZM50 224V223H49ZM69 224H70V222H69ZM69 224H68V226H69ZM93 224V223H92ZM91 224V225H92ZM135 224V223H134ZM147 224H149V223H147ZM147 224H146V226H147ZM152 224V223H151ZM156 224V223H155ZM154 224V225H155ZM160 224V223H159ZM158 224V225H159ZM6 225V226H5ZM107 225V224H106ZM115 225V224H114ZM131 225V224H130ZM139 225V224H138ZM153 225V224H152ZM165 225V224H164ZM168 224H166V226H167ZM238 226H239V224H237ZM8 226H10V225H8ZM18 226H20V225H18ZM21 226H23V224L21 225ZM20 226V227H21ZM40 227H42L43 225H39ZM48 226V225H47ZM78 226V225H77ZM116 226V225H115ZM114 226V227H115ZM129 226V225H128ZM134 226V225H133ZM132 226V228H134L135 229V226L133 227ZM149 226V225H148ZM242 226V225H241ZM1 227V226H0ZM52 227V224H51V226H49V228L48 227H46L45 228V230L48 228V229H50ZM71 227H72V225H71ZM114 227H112L113 228V230L115 229ZM118 227H119V225H118ZM121 227V226H120ZM125 227V226H124ZM141 227V226H140ZM158 227V226H157ZM169 227V226H168ZM173 227H174V224H173ZM3 228V227H2ZM11 228V227H10ZM77 228H79V226L77 227ZM107 228V227H106ZM131 228V229H132ZM143 228H144V225H143ZM149 228H151V227H149ZM152 228H153V226H152ZM172 228V227H171ZM243 228V227H242ZM4 229V228H3ZM7 229V228H6ZM43 229V228H42ZM53 229V228H52ZM52 229H50V230H52ZM74 229H76L75 227L73 228V230ZM85 229V228H84ZM109 229H111V228H109ZM139 229V228H138ZM144 229H146V228H144ZM157 229V228H156ZM160 229H161V225H160ZM164 229L167 231V229L164 227ZM169 229V228H168ZM123 230V229H122ZM133 230V229H132ZM155 230V229H154ZM158 230V229H157ZM156 230V231H157ZM172 230V229H171ZM240 230V229H239ZM5 231V230H4ZM41 231H44V230H41ZM78 231V230H77ZM79 231H82L81 230V228H80V230ZM103 231H104V229H103ZM115 231V230H114ZM125 231H126V228H125ZM128 231V230H127ZM143 231V230H142ZM155 231V232H156ZM160 231V230H159ZM158 231V232H159ZM169 231H170V229H169ZM173 231H175L174 229L172 230V232ZM0 232L2 233V231L0 230ZM49 232V231H48ZM53 232V231H52ZM67 232H68V230H67ZM72 232V231H71ZM106 232V231H105ZM119 232V231H118ZM130 232H132V231H130ZM136 232V231H135ZM171 232V231H170ZM178 232H180V231H178ZM241 232V231H240ZM243 232V231H242ZM69 233H70V231H69ZM78 232H76V234H77ZM109 232H107V234H108ZM111 233V232H110ZM115 233V232H114ZM120 233H122V232H120ZM124 233V232H123ZM142 233H146L145 232V230H144V232H142ZM160 233V232H159ZM175 233H177V232H175ZM181 233V232H180ZM237 233H238V231H237ZM48 235H49V233H47ZM74 234V233H73ZM115 234H117V233H115ZM124 234H126V233H124ZM132 234H134V233H132ZM137 234V233H136ZM163 234V233H162ZM172 235H173V233H171ZM179 234V233H178ZM183 234H184V232H183ZM182 234V235H183ZM242 234H245V232L244 233H242ZM23 235V234H22ZM42 235V234H41ZM53 236H55L54 234H52ZM70 235H72V233L70 234ZM102 235V234H101ZM103 235H105V233L103 232ZM108 235H110V234H108ZM108 235H107V237H108ZM113 235V234H112ZM144 235V234H143ZM164 236H165V234H163ZM162 235V236H163ZM170 235V234H169ZM177 235V234H176ZM239 236H241L240 234H238ZM73 236V235H72ZM116 236V235H115ZM118 236V235H117ZM146 236H148V235H146ZM155 236V235H154ZM161 236V237H162ZM166 236H167V234H166ZM171 236V235H170ZM170 236H167V237H170ZM43 237V236H42ZM46 237V236H45ZM47 237H50V236H47ZM60 237V236H59ZM112 237V236H111ZM111 237H109V238H111ZM119 237V236H118ZM118 237H116V239L118 238ZM121 237V236H120ZM119 237V238H120ZM145 237V236H144ZM143 237V238H144ZM166 237V238H167ZM175 237V236H174ZM177 238H178V236H176ZM242 237H243V235H242ZM44 238V237H43ZM52 238V237H51ZM56 238H57V236H56ZM55 238V239H56ZM70 238V237H69ZM68 238V239H69ZM71 238H74V236L73 237H71ZM122 238V237H121ZM125 238V237H124ZM127 238H128V235H127ZM131 238H133V237H131ZM139 238H142V237H139ZM173 238V237H172ZM185 238V237H184ZM45 240H46V238H44ZM43 239V240H44ZM53 239H54V237H53ZM67 239V240H68ZM94 238H92V240H93ZM103 239H104V237H103ZM105 239H106V237H105ZM108 239V238H107ZM112 239V238H111ZM110 239V240H111ZM123 239V238H122ZM121 239V240H122ZM129 239V238H128ZM136 239V238H135ZM152 239H153V237H152ZM158 239V238H157ZM181 239V238H180ZM186 239V238H185ZM240 239V238H239ZM66 240V239H65ZM87 240H89V239H87ZM109 240V241H110ZM120 240V239H119ZM126 239H124V241H125ZM131 240V239H130ZM139 240V239H138ZM144 240V239H143ZM149 240H150V238H149ZM155 240H156V236H155ZM154 240V241H155ZM170 240V239H169ZM177 240V239H176ZM242 240V239H241ZM245 240V239H244ZM25 241V240H24ZM49 241H50V239H49ZM54 241H57V240H54ZM59 241H61V240H58V242ZM123 241V240H122ZM134 241V240H133ZM148 241V240H147ZM146 241V242H147ZM150 241H152V240H150ZM153 241V243H151L153 246H154V244H157V242L155 243ZM166 241H168L167 239H166ZM166 241H165V243H166ZM177 241H179V239L177 240ZM176 241V243H178ZM51 242H52V240H51ZM114 241L112 240V243H113ZM121 242V241H120ZM135 242V241H134ZM137 242V241H136ZM141 242V241H140ZM159 242V241H158ZM173 242V241H172ZM188 242V241H187ZM17 243H19V242H17ZM24 243V242H23ZM27 243V242H26ZM53 243V242H52ZM51 243V244H52ZM67 243V242H66ZM68 243H70V241L68 242ZM107 243V242H106ZM126 243H128L127 241H126ZM144 243V241L142 242V244ZM165 243H163V244H165ZM3 244V243H2ZM14 244V243H13ZM42 244V243H41ZM48 244V243H47ZM54 244V243H53ZM93 244V243H92ZM103 244V243H102ZM109 244V243H108ZM122 244H124V243H122ZM138 244V243H137ZM147 244V243H146ZM171 244V243H170ZM19 245V244H18ZM43 245V244H42ZM45 245H46V243H45ZM112 245H114V244H112ZM117 245V244H116ZM125 245V244H124ZM123 245V246H124ZM132 245V244H131ZM4 246V245H3ZM6 246V245H5ZM14 246V245H13ZM29 246V245H28ZM52 246V245H51ZM50 246V247H51ZM106 246V245H105ZM119 246H120V244H119ZM148 247H149V244L147 245ZM163 246V245H162ZM168 246V244L166 245V247ZM169 246H171V245H169ZM2 247V246H1ZM26 247V246H25ZM46 247H48V246H46ZM45 247V248H46ZM70 247V246H69ZM86 247V246H85ZM84 247V248H85ZM103 247H104V244H103ZM102 246L100 247V248H103ZM107 247V246H106ZM110 247V246H109ZM141 247H143V245L141 246ZM145 247V246H144ZM181 247V246H180ZM183 247V246H182ZM17 248V247H16ZM29 248H31V246L29 247ZM33 248V247H32ZM43 248V247H42ZM52 248H53V246H52ZM87 248V247H86ZM113 248H115V247H113ZM119 249H121L120 247H118ZM132 248V247H131ZM137 248V247H136ZM135 248V249H136ZM151 248H152V246H151ZM153 248H155V247H153ZM156 248H159V247H156ZM155 248V249H156ZM161 248V247H160ZM2 249V248H1ZM18 249V248H17ZM35 249V248H34ZM50 249V248H49ZM106 249H108V247L106 248ZM112 249V248H111ZM110 249V250H111ZM118 249V250H119ZM123 249H127L126 247L125 248H123ZM129 249V248H128ZM127 249V250H128ZM142 249V248H141ZM147 249V248H146ZM162 249V248H161ZM166 249V248H165ZM165 249H162V250H165ZM176 249H178V248H176ZM185 249V248H184ZM7 250V249H6ZM20 250V249H19ZM40 250H42V249H40ZM48 250V249H47ZM52 249H50V251H51ZM114 250V249H113ZM126 250V251H127ZM140 250V249H139ZM26 251V250H25ZM77 251V250H76ZM79 251V250H78ZM77 251V253H80V252H78ZM102 251V250H101ZM116 251V250H115ZM125 251V252H126ZM130 251V250H129ZM142 251V250H141ZM151 251H153V249H151ZM150 251V252H151ZM156 251V250H155ZM166 251V250H165ZM171 251H173V249L171 250ZM179 251V250H178ZM10 252V251H9ZM14 253H15V251H13ZM43 252V251H42ZM52 252V251H51ZM84 252V251H83ZM88 252V251H87ZM108 252V251H107ZM144 252V251H143ZM146 252V251H145ZM144 252V253H145ZM167 252V251H166ZM186 252V251H185ZM185 252L183 253L184 255H185ZM0 253H3V250H2V252H0ZM36 253V252H35ZM41 253V252H40ZM111 253H112V251H111ZM114 253H117V251L116 252H114ZM119 253V252H118ZM128 253V252H127ZM135 253V252H134ZM141 253V252H140ZM144 253H142V255H144V256H147V255H145ZM147 253V252H146ZM169 253V252H168ZM171 253V252H170ZM181 253V252H180ZM6 254V253H5ZM10 254V253H9ZM53 254V253H52ZM81 254H83V253H81ZM81 254H79V255H81ZM103 253H101V256H102V258L104 259L105 257H103V255H102ZM108 254V253H107ZM124 254V253H123ZM137 254H139L138 252H137ZM156 254V253H155ZM172 254V253H171ZM183 254H181V255H183ZM2 255V254H1ZM4 255V254H3ZM7 255V254H6ZM11 255H12V253H11ZM16 255V254H15ZM18 255V254H17ZM23 255V254H22ZM24 255H26V254H24ZM37 255V254H36ZM42 255H44V254H42ZM105 255V254H104ZM111 255H113V254H111ZM160 255V254H159ZM168 255V254H167ZM5 256V255H4ZM8 256V255H7ZM120 256V255H119ZM126 256H128V255H126ZM161 256V255H160ZM164 256V255H163ZM3 257V256H2ZM10 257V256H9ZM15 257V256H14ZM27 257V256H26ZM77 257V256H76ZM107 258L109 257V256H106ZM111 257V256H110ZM5 258V257H4ZM21 258V257H20ZM19 258V259H20ZM43 258V257H42ZM57 258V257H56ZM106 258V259H107ZM112 258V257H111ZM119 258V257H118ZM118 258H117V260H118ZM124 258H125V256H124ZM135 259H136V257H134ZM148 258V257H147ZM151 258V257H150ZM149 258V260H151ZM12 259V258H11ZM10 259V260H11ZM98 259V258H97ZM131 259V258H130ZM130 259H128L129 261H130ZM140 259H141V257H140ZM161 259V258H160ZM162 259H163V257H162ZM161 259V260H162ZM7 260H9V259H5L4 261H7ZM13 260H15V259H13ZM25 260V259H24ZM36 260V259H35ZM40 260V259H39ZM54 260V259H53ZM88 260V259H87ZM115 260V259H114ZM143 260H144V258H143ZM153 260V259H152ZM3 260H2V262H4ZM111 261V260H110ZM113 261V260H112ZM116 261V260H115ZM123 261V260H122ZM134 261V260H133ZM17 262V261H16ZM35 262V261H34ZM96 262V261H95ZM98 262V261H97ZM99 262L101 263V262H103L102 260L100 261L99 260ZM107 262V261H106ZM152 262V261H151ZM155 263H156V260L154 261ZM154 262H152V263H154ZM12 263V261L9 263V264H11ZM15 263V262H14ZM41 263V262H40ZM87 263V262H86ZM99 263V264H100ZM113 263V262H112ZM118 263H119V261H118ZM135 263V262H134ZM139 263V262H138ZM137 263V264H138ZM7 264H8V262H7ZM18 264V263H17ZM20 264H22V263H20ZM107 264V263H106ZM111 264V263H110ZM114 264V263H113Z\"/></svg>",
  "mask_w": 264,
  "mask_h": 264
}]
</instances>
